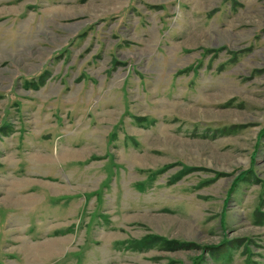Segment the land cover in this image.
Returning <instances> with one entry per match:
<instances>
[{
  "label": "rangeland",
  "instance_id": "374dc122",
  "mask_svg": "<svg viewBox=\"0 0 264 264\" xmlns=\"http://www.w3.org/2000/svg\"><path fill=\"white\" fill-rule=\"evenodd\" d=\"M0 264H264V0H0Z\"/></svg>",
  "mask_w": 264,
  "mask_h": 264
},
{
  "label": "trees",
  "instance_id": "16d2710c",
  "mask_svg": "<svg viewBox=\"0 0 264 264\" xmlns=\"http://www.w3.org/2000/svg\"><path fill=\"white\" fill-rule=\"evenodd\" d=\"M3 127H4V126H3ZM151 238H152V239H155L154 241L151 242V244H152L153 242H155V241L159 243V241H158L156 238H154L153 236H152ZM137 242H138V241H137ZM151 244H150V246H151ZM133 245H134L133 247H134L135 250H141V249H142V248H141L142 243H134ZM127 247H128V246H127Z\"/></svg>",
  "mask_w": 264,
  "mask_h": 264
}]
</instances>
